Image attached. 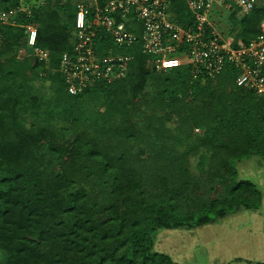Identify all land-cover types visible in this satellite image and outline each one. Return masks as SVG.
<instances>
[{"label":"trees","instance_id":"16d2710c","mask_svg":"<svg viewBox=\"0 0 264 264\" xmlns=\"http://www.w3.org/2000/svg\"><path fill=\"white\" fill-rule=\"evenodd\" d=\"M20 2L0 0V11ZM77 2L44 0L0 23V264H180L154 251L159 230L261 208L237 164L264 161V96L236 84L233 64L198 78L190 65L151 70L140 41L115 47L133 55L126 76L71 94L61 60ZM168 12L193 22L186 0ZM263 16L229 19L249 41ZM25 25L47 61L20 56Z\"/></svg>","mask_w":264,"mask_h":264},{"label":"built area","instance_id":"2783aa9c","mask_svg":"<svg viewBox=\"0 0 264 264\" xmlns=\"http://www.w3.org/2000/svg\"><path fill=\"white\" fill-rule=\"evenodd\" d=\"M44 0H21L10 9L0 11V23L16 25L19 13L31 15ZM193 22L181 24L169 18L170 0H97L76 3L75 28L71 37L73 50L61 60V71L71 94H79L98 81L112 82L126 76L133 59L117 48L142 42L148 56V67L169 71L191 66L193 78L202 73L216 75L228 64L239 71L236 84L264 96V16L258 33L249 41L227 35L221 28L219 13L237 12L239 20L258 17L264 0H186ZM23 51L47 61L49 52L36 47L38 30L34 25L22 26ZM112 46L102 51L104 39Z\"/></svg>","mask_w":264,"mask_h":264},{"label":"rangeland","instance_id":"374dc122","mask_svg":"<svg viewBox=\"0 0 264 264\" xmlns=\"http://www.w3.org/2000/svg\"><path fill=\"white\" fill-rule=\"evenodd\" d=\"M84 1L85 0H81V2ZM87 1L89 2L91 0ZM230 13L231 11L226 14L219 13L218 20L220 21L222 30L227 35H237L240 32V27H236L235 24L229 19ZM232 29L235 30V32ZM26 54L27 51H23L21 53V57L25 56ZM168 125L172 126L173 123ZM197 131L198 129L195 132ZM47 160L51 163L53 162L49 158H47ZM55 166H57V164ZM192 168L196 171L194 164ZM237 168L240 179L250 180L251 182L255 183V185L262 191L264 198V161L262 158L259 156H254L250 159L243 160L237 164ZM234 219L250 221V223H245L247 225H251L252 223L256 222L261 223L264 222V210L238 211L234 214L226 216L224 220L218 223L214 222L215 224H207L195 229H161L155 236L154 251L166 253L171 256L174 261L180 264H215L218 260L213 259L212 254L217 257V253L220 254V247L224 245V242L221 241L223 236L221 233L222 230H217L220 228L218 225L222 226L223 223L227 222L228 220ZM233 227L234 226L226 225V229H231ZM250 227L251 226H249V228ZM248 233L249 235L245 233L247 241L243 242V247H239V253H242V255L245 254L243 258L248 260L252 257H256L258 254H260L261 258L264 257V249L262 251H257L255 240L253 239L254 235L251 233V231ZM261 262L264 263V259H261Z\"/></svg>","mask_w":264,"mask_h":264},{"label":"crops","instance_id":"0c3cea01","mask_svg":"<svg viewBox=\"0 0 264 264\" xmlns=\"http://www.w3.org/2000/svg\"><path fill=\"white\" fill-rule=\"evenodd\" d=\"M263 205L264 204L262 203L261 208L256 211L264 210ZM222 220H224V218L217 221V223ZM245 223H250V221H244L242 219H239V220L234 219V220H228L227 222L223 223L222 226L218 225V227L220 228H218L217 230H222L221 233L223 234V236H222L221 241L224 242V245L220 247V250H219L220 254L217 253V257L212 254L213 259L218 260L216 263H219V264H264L263 262H261V259H264V257L261 258L260 254L248 260V259L243 258L245 254L242 255V253L241 254L239 253L240 252L239 247H243L244 246L243 242L247 241L245 237V233L249 235L248 233L249 231H251V233H253L254 235L253 239L255 240L257 251H262L264 249V222H261V223L256 222V223H252L251 225H247ZM226 225H231L234 227L231 229L230 228L226 229ZM249 226L251 227L249 228Z\"/></svg>","mask_w":264,"mask_h":264}]
</instances>
